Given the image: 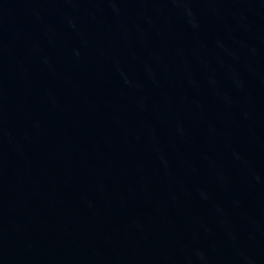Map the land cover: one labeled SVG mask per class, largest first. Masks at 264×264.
I'll return each instance as SVG.
<instances>
[{"label": "water", "instance_id": "water-1", "mask_svg": "<svg viewBox=\"0 0 264 264\" xmlns=\"http://www.w3.org/2000/svg\"><path fill=\"white\" fill-rule=\"evenodd\" d=\"M0 109L87 264H264V0H0Z\"/></svg>", "mask_w": 264, "mask_h": 264}]
</instances>
